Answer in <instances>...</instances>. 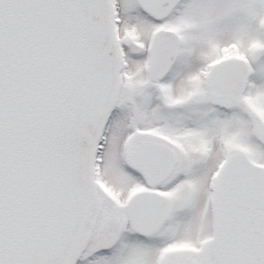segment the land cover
<instances>
[{"label": "snow or ice", "instance_id": "6c2138e0", "mask_svg": "<svg viewBox=\"0 0 264 264\" xmlns=\"http://www.w3.org/2000/svg\"><path fill=\"white\" fill-rule=\"evenodd\" d=\"M0 264H264V0H0Z\"/></svg>", "mask_w": 264, "mask_h": 264}]
</instances>
